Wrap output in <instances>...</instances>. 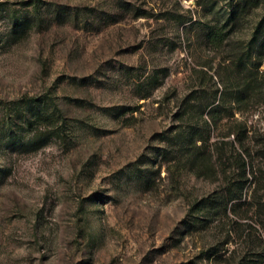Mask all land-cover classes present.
<instances>
[{
  "label": "rangeland",
  "instance_id": "rangeland-1",
  "mask_svg": "<svg viewBox=\"0 0 264 264\" xmlns=\"http://www.w3.org/2000/svg\"><path fill=\"white\" fill-rule=\"evenodd\" d=\"M263 17L0 0V264H264Z\"/></svg>",
  "mask_w": 264,
  "mask_h": 264
},
{
  "label": "trees",
  "instance_id": "trees-1",
  "mask_svg": "<svg viewBox=\"0 0 264 264\" xmlns=\"http://www.w3.org/2000/svg\"><path fill=\"white\" fill-rule=\"evenodd\" d=\"M235 11L233 10L232 16L235 15ZM223 28H218V27H214L213 31H211V41L212 42H219L220 40L222 41L223 39L220 37L221 34L224 33ZM249 50L250 53H256V52H263L264 51V17L256 24L254 30H253V34L250 38L249 41ZM244 61L243 57L240 55L239 56V64H242ZM237 163L239 164V167H242L244 170H246L247 167V160L246 158L243 156V154H238L237 157ZM243 186L240 185H236L233 189V198L235 199H241L242 198V191Z\"/></svg>",
  "mask_w": 264,
  "mask_h": 264
}]
</instances>
